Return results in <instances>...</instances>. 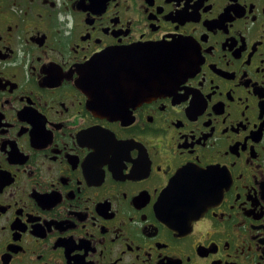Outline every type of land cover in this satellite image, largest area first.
Here are the masks:
<instances>
[{"label": "flooded vegetation", "instance_id": "1", "mask_svg": "<svg viewBox=\"0 0 264 264\" xmlns=\"http://www.w3.org/2000/svg\"><path fill=\"white\" fill-rule=\"evenodd\" d=\"M0 264H264V0H0Z\"/></svg>", "mask_w": 264, "mask_h": 264}, {"label": "water", "instance_id": "2", "mask_svg": "<svg viewBox=\"0 0 264 264\" xmlns=\"http://www.w3.org/2000/svg\"><path fill=\"white\" fill-rule=\"evenodd\" d=\"M150 56L152 55L153 61L158 62V70L159 73L155 74V78H158V82H153V87L155 86V89H158L159 91L162 88V84L164 83L162 81V78L165 77L166 74L162 72V70L166 69L167 67H170V45L166 46H154L150 49ZM167 76V75H166ZM148 77L147 72L145 69L141 72L140 69L134 72H125L121 74L120 70H117L115 68H110L107 65L101 66L95 68V73L92 77L91 84L95 87L94 92L100 96L105 93L104 88H110L111 90H114L115 92L119 91V87L121 84V79H124L125 82H127L129 85L130 82L133 83L134 88L136 90H141L146 85V78ZM101 109H103L105 112H108L106 109V106L102 105ZM163 204L164 208L166 210L169 209V203L168 200L170 198V187H168L164 193H163Z\"/></svg>", "mask_w": 264, "mask_h": 264}]
</instances>
